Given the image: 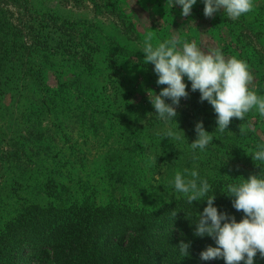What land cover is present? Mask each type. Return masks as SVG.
Masks as SVG:
<instances>
[{
    "label": "rangeland",
    "instance_id": "obj_1",
    "mask_svg": "<svg viewBox=\"0 0 264 264\" xmlns=\"http://www.w3.org/2000/svg\"><path fill=\"white\" fill-rule=\"evenodd\" d=\"M254 4L253 12L232 20L223 11L206 18L202 0L188 17L181 15L179 5L169 8L167 0H0L9 39L23 47L0 73V234L57 197L87 199L91 210L152 208L153 194L163 193L167 181L156 153L151 149L148 158L137 159L143 196L124 189L113 192L99 163L117 146L118 136L107 119L82 112L73 89L82 87L80 78L92 75L110 101L118 89L133 84L138 102L158 95L165 86L157 85L154 65L145 63L142 52L151 34L154 45L177 36L205 51L220 48L226 57L245 60L254 76L251 88L260 95L264 0ZM47 97L54 100L52 111L44 110ZM151 107L144 121L157 115ZM113 110L119 112L118 107ZM122 219L118 215L116 221ZM18 255L13 264H42L25 251Z\"/></svg>",
    "mask_w": 264,
    "mask_h": 264
},
{
    "label": "trees",
    "instance_id": "obj_2",
    "mask_svg": "<svg viewBox=\"0 0 264 264\" xmlns=\"http://www.w3.org/2000/svg\"><path fill=\"white\" fill-rule=\"evenodd\" d=\"M6 15L0 6V73L10 58L19 55L23 48L9 39ZM91 76L87 80L80 78L78 83L83 84L82 87L78 85L73 91L82 112L107 119L118 136L117 146L108 150L99 163L106 185L112 186L113 192L124 189L143 196V172L137 159L140 155L148 158L152 149L166 174L164 192L153 194L152 208L122 211L107 207L91 210L87 199L75 202L57 197L54 204L25 213L27 220H17L1 229L0 264H13L21 251L33 254L42 264H224L223 259L205 261L200 258V253L208 246L216 247L212 238L194 235L199 213L207 206L206 200L189 204L183 194L175 192L171 181L177 171L197 170L211 185L208 196L215 195L214 206L218 211L235 216L239 222L243 213L232 207L233 198L227 196L226 185L264 171L261 169L264 164L251 157L256 145L264 144V117L253 111L244 121L233 118L225 132H215L213 108L207 101L200 102V93L192 92L185 78L189 98L181 99L175 121L166 123L158 115H150L144 121L142 117L152 107L149 97H142L145 104L134 99L135 84L126 90L118 89L110 101L102 93L98 79ZM260 84H264L262 75ZM259 93L264 96L263 88ZM46 99L44 110L52 111L54 100ZM117 107L119 112H114ZM200 121L208 133L214 134L213 142L205 151L193 152L190 144L197 138L194 129ZM175 122L179 130H186V140H161L159 133L170 127L177 130ZM241 124L247 129L244 135L239 131ZM194 156L199 159H193ZM118 215L125 219L117 222ZM181 241L190 243L188 256H181L179 252ZM78 257L82 259L77 261ZM254 264H264L259 253Z\"/></svg>",
    "mask_w": 264,
    "mask_h": 264
},
{
    "label": "clouds",
    "instance_id": "obj_3",
    "mask_svg": "<svg viewBox=\"0 0 264 264\" xmlns=\"http://www.w3.org/2000/svg\"><path fill=\"white\" fill-rule=\"evenodd\" d=\"M202 2L206 18H213L217 12L223 11L228 18L237 20L255 9L254 0ZM196 3L197 0H167L169 8L181 6L184 17L190 16ZM152 40L151 34L146 36L142 52L145 63L154 65L157 85L165 86L158 95L149 97L160 120L166 123L175 121L181 99L189 98L185 78L191 84V91L200 93V102L207 101L213 108L217 125L215 132H225L233 118L244 121L253 111L264 117V96L251 88L254 76L245 60L236 56L226 57L220 48L205 51L195 41L188 42L177 36L155 45ZM166 100L171 103H166ZM176 125L177 130L167 128L159 133L161 140H186L185 134ZM194 131L197 138L190 148L193 152L197 149L203 152L213 142L214 134L204 129L203 121L195 124ZM239 131L244 135L247 129L241 124ZM251 157L253 161L264 164V144L256 145ZM193 159L199 157L194 156ZM152 162L156 163V158ZM171 184L189 204L206 200L207 206L199 213L194 235L212 238L216 247L208 246L202 251V260L223 259L224 264H254L258 253L264 259V171L259 175L251 174L247 179L240 177L238 183L226 185L227 196L233 198L232 207L243 213L239 222L235 216L218 211L214 206L215 195L208 196L211 185L207 179L201 178L197 170L177 171ZM173 214L177 215L176 212ZM178 248L181 256L189 255L190 243L181 241Z\"/></svg>",
    "mask_w": 264,
    "mask_h": 264
}]
</instances>
